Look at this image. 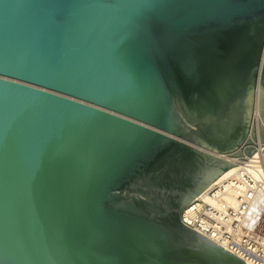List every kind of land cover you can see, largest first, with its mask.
Instances as JSON below:
<instances>
[{"label": "water", "instance_id": "water-1", "mask_svg": "<svg viewBox=\"0 0 264 264\" xmlns=\"http://www.w3.org/2000/svg\"><path fill=\"white\" fill-rule=\"evenodd\" d=\"M264 145V0H0V264H247L182 209Z\"/></svg>", "mask_w": 264, "mask_h": 264}, {"label": "built area", "instance_id": "built-area-1", "mask_svg": "<svg viewBox=\"0 0 264 264\" xmlns=\"http://www.w3.org/2000/svg\"><path fill=\"white\" fill-rule=\"evenodd\" d=\"M221 174L186 205L184 224L247 264H264V151Z\"/></svg>", "mask_w": 264, "mask_h": 264}, {"label": "bare ground", "instance_id": "bare-ground-1", "mask_svg": "<svg viewBox=\"0 0 264 264\" xmlns=\"http://www.w3.org/2000/svg\"><path fill=\"white\" fill-rule=\"evenodd\" d=\"M263 146H264V145H263ZM263 151H264V147H263ZM232 168H233V167H231L230 169L226 170L224 173L226 174V173L230 172V171L232 170ZM224 173H222V174H224Z\"/></svg>", "mask_w": 264, "mask_h": 264}]
</instances>
